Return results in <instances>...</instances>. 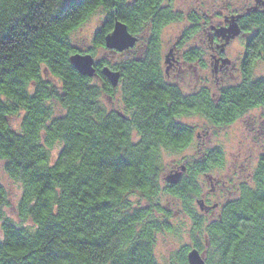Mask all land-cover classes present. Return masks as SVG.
Masks as SVG:
<instances>
[{
    "label": "trees",
    "instance_id": "16d2710c",
    "mask_svg": "<svg viewBox=\"0 0 264 264\" xmlns=\"http://www.w3.org/2000/svg\"><path fill=\"white\" fill-rule=\"evenodd\" d=\"M97 7L104 12L101 26L83 51L69 34ZM130 16L129 0H0V159L8 177L22 184L17 215L30 220L22 225L5 214L9 194L0 182V264H160L155 234L177 233L167 217L180 212L189 216V239L204 254L180 245L176 264H188L192 248L205 264H264V149L251 175L229 187L219 215L199 216L204 203L197 198L195 173L222 164L221 146L178 179L170 180L175 170L169 168L162 181L163 151L189 141L176 135L180 124L138 119L129 126L108 111L103 97L114 86L101 72L107 66L134 82L123 91L130 104L160 108L167 105L159 98L163 92L178 99L177 88L161 81L153 52L124 61L98 59L94 75L79 73L69 61L74 52L93 55L94 48H107L104 35L115 19L132 30ZM255 23L263 48L251 57L264 60V16ZM250 68L239 84L224 86L215 102L207 94L205 111L194 109L219 124L264 107V74L252 76ZM18 114L14 127L11 118ZM133 129L139 132L134 140ZM55 143L60 146L51 157ZM163 191L181 201L178 209L159 204ZM130 194L138 195L135 203Z\"/></svg>",
    "mask_w": 264,
    "mask_h": 264
},
{
    "label": "flooded vegetation",
    "instance_id": "af4514ba",
    "mask_svg": "<svg viewBox=\"0 0 264 264\" xmlns=\"http://www.w3.org/2000/svg\"><path fill=\"white\" fill-rule=\"evenodd\" d=\"M129 3L132 30L127 28L131 35L136 36V40L132 46L117 52L119 60H127L130 55L133 58L144 55L151 50L159 65L161 81L170 88L176 87L180 95L176 99L173 93L163 92L159 98L167 105L160 108L147 103L130 104L123 91L134 82L125 79L127 74L123 72L116 85L103 97L106 98L108 111L117 112L129 126L137 124L138 119L144 120V123L180 124L176 135L182 139L188 137L189 141L184 147L173 151L190 149V152L181 161L171 164V170L175 171L169 178L173 181L187 167L195 168L197 158L208 153L209 149L221 146L208 140L216 128L229 127L250 111L247 109L231 122L219 124L212 122L209 115L202 112L205 111L204 98L207 94L215 102L224 86L242 81L243 72L248 66L252 69V64L257 60L264 66V60L251 57L252 53L260 52L263 48L260 37L257 38L255 20L264 16V0H129ZM231 24L235 25L237 32L227 29ZM100 26L99 19L96 28L91 31L92 40ZM193 105L202 111L194 109ZM137 137L139 132L133 129L130 138L134 140ZM245 157L246 154L242 155L239 151L229 160L227 168L232 170L231 173L234 174L238 167L239 171L246 172V176L251 175L252 170L243 161ZM222 164L195 173L200 186L197 198L204 203L197 212L199 216L212 218L219 215L223 202L231 194L227 182L234 181L233 175L229 173L227 177H221L216 172L214 174L215 168H221ZM211 203L216 205L206 207ZM189 244L204 254L203 247L195 245L192 238ZM185 261L187 263V257Z\"/></svg>",
    "mask_w": 264,
    "mask_h": 264
},
{
    "label": "rangeland",
    "instance_id": "374dc122",
    "mask_svg": "<svg viewBox=\"0 0 264 264\" xmlns=\"http://www.w3.org/2000/svg\"><path fill=\"white\" fill-rule=\"evenodd\" d=\"M104 12L100 7L91 12L85 20L74 28L70 34V40L72 44H75L79 49L86 51L87 48L92 46L91 31H93L99 19L103 16ZM94 59H105L108 62H116L118 60V54L109 51L107 48H94L93 52ZM264 72V66L261 62L256 61L253 63L252 76H258ZM52 106L56 107V101L51 102ZM57 112V109H55ZM20 114L15 115L11 118V123L14 127H18ZM195 121V119H194ZM212 144L221 145L223 149V164L221 168H215L214 174L220 175L221 177H227L228 175H233L232 179L234 183L227 184L228 187L234 189L239 180H243L246 177V172L242 170H237L235 173H231L232 170L227 167L230 165V159L235 156L239 151L241 154H246L243 161L247 164L249 169H252L257 163V155L264 149V107H254L250 109L242 118L236 119L231 123V126L222 129H215L209 137ZM207 141V139H206ZM60 145L55 143V145L50 149L51 157H55L57 148ZM190 149L180 152H170L163 151L161 161L164 162L167 167H163L160 172L162 181L166 173H169L170 165L174 160L181 161ZM241 160L238 162L240 165ZM3 161L0 159V182H2L4 188L9 194L10 205L4 208L5 214L13 218L18 224H28L29 219H21L18 217L16 208L14 204L18 201L21 195L22 184L16 179L8 177V175L3 171ZM216 172V173H215ZM230 173V174H229ZM228 183V182H227ZM162 185V184H161ZM129 199L132 202H136L138 195L130 194ZM159 204L163 207L168 205L169 210L174 211L178 209L181 205V201L178 198H174L171 195L165 193L164 191L158 195ZM157 216L162 219L161 214ZM168 223H171L179 231L177 233L170 232L167 230L159 231L155 235L154 252L156 259H158L160 264H176V249L180 245L189 244V229H190V219L189 216L180 212L167 217Z\"/></svg>",
    "mask_w": 264,
    "mask_h": 264
},
{
    "label": "water",
    "instance_id": "95a60500",
    "mask_svg": "<svg viewBox=\"0 0 264 264\" xmlns=\"http://www.w3.org/2000/svg\"><path fill=\"white\" fill-rule=\"evenodd\" d=\"M227 29L235 32L238 31L234 24H231ZM104 36V46L118 51L132 46L136 40V36L128 32L126 24L117 19L114 20L112 29ZM69 61L79 73L84 75L96 74L95 65L97 60H95L93 55L89 52H74L69 56ZM101 72L108 78L112 85L116 84L119 71L110 70L107 66H103L101 67ZM186 257L188 264H205L203 257H201L200 253L195 248L190 249Z\"/></svg>",
    "mask_w": 264,
    "mask_h": 264
}]
</instances>
